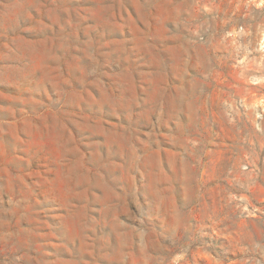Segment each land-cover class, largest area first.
<instances>
[{
    "label": "rangeland",
    "instance_id": "374dc122",
    "mask_svg": "<svg viewBox=\"0 0 264 264\" xmlns=\"http://www.w3.org/2000/svg\"><path fill=\"white\" fill-rule=\"evenodd\" d=\"M0 264H264V0H0Z\"/></svg>",
    "mask_w": 264,
    "mask_h": 264
}]
</instances>
